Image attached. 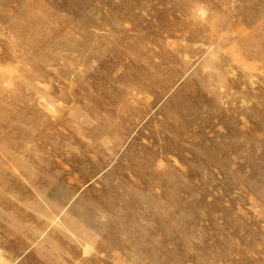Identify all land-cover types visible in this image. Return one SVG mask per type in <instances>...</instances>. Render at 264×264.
<instances>
[{"label":"rangeland","instance_id":"rangeland-1","mask_svg":"<svg viewBox=\"0 0 264 264\" xmlns=\"http://www.w3.org/2000/svg\"><path fill=\"white\" fill-rule=\"evenodd\" d=\"M0 264H264V0H0Z\"/></svg>","mask_w":264,"mask_h":264}]
</instances>
